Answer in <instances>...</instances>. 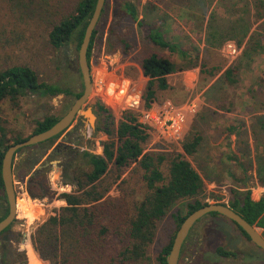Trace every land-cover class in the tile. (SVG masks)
Instances as JSON below:
<instances>
[{"label":"rangeland","instance_id":"rangeland-1","mask_svg":"<svg viewBox=\"0 0 264 264\" xmlns=\"http://www.w3.org/2000/svg\"><path fill=\"white\" fill-rule=\"evenodd\" d=\"M11 1L14 2L17 13H12ZM72 1L0 0V64L5 62L29 64L39 71L45 81L61 82L72 79L73 86L79 90L82 81L78 71L76 45L71 43L61 50H56L48 41L50 21L55 18V11L61 13L63 6ZM140 1L141 19H145L146 29L153 26L161 27L167 39L178 40L191 53L198 52L201 58L207 57L211 65L222 62L225 68L236 67L235 83H227L226 80L220 82L221 76H219L217 80L214 79L218 82L217 87L207 96L202 90L200 67L170 74L168 79L171 88L161 92L156 100L158 102L172 100L177 104H184L190 99H197L198 109L187 119L184 138L192 131H198L203 136L197 153L188 158L205 179L208 200L214 203V197L211 195H215L228 204L232 190L237 192L245 190L242 181L246 177V184L251 189L252 196L255 199L261 197L264 195V185L259 181L258 167L260 161L264 167V54L248 60L249 52L244 53V49L242 51L238 45L239 55L235 58H227L223 48L227 41L233 39H225L221 43L220 40L226 36V33L211 39L208 43L209 47L207 46L208 23L212 21L211 16L214 13L216 17L212 22L224 26L225 29L228 21L237 20L238 16H242L241 13L250 10L247 13L252 15L251 32H260L261 20L255 19L256 16L253 15L255 13L252 8L253 0ZM246 2L250 6L246 7ZM111 11L109 7L110 23ZM120 32L132 45L128 53L124 52L122 43L111 36L109 25L104 29L101 28V32L97 34L89 62L92 79L96 82L101 77L100 80H103L105 86L101 88L102 90H97L93 83L91 95L86 103V106L93 107L96 114L98 111L96 104L98 102L104 104L112 110L117 120L121 119L123 109L128 107L131 100L137 99L143 103L141 97L147 78L143 76L140 68L141 56L156 52L177 62L180 60L178 55L145 38V29L137 23L124 24ZM7 38L10 39V44L4 43ZM259 51L262 52V49ZM112 86L126 89L124 92L126 97L121 102L120 98L116 101L112 97ZM72 101H74L73 96L60 95L50 98L30 94L21 98L16 106L8 102L4 103L1 113L10 126L24 131L28 136L37 120L42 119L47 113L62 114ZM219 104L224 105L225 108L222 109ZM231 120L238 123L244 120L240 127L241 132L235 135L236 137H231V133L229 135L228 125ZM235 122L234 124L238 125ZM107 139L108 136L103 131L97 130V123L94 128L85 132L83 117L82 119L77 117L40 162V164L50 162L49 165H52L48 176L53 189L58 193L72 191L71 185L63 183L60 166L63 158L54 155L55 148L68 146L101 154L103 142ZM158 146L160 145L153 147ZM166 148L169 150L164 151L174 153L178 152L180 146L171 143ZM26 153L24 149L17 154V163H20V159ZM235 155L239 160L246 162V168L240 166L236 159L233 160ZM16 168L14 185L17 215L11 228L0 234V264H36L27 251L28 245L33 246L32 234L40 223L66 202L59 198H31L27 192V182L22 179L23 168L20 166ZM110 195L119 196L118 189L114 187ZM2 202L5 204V198ZM185 202L175 205L159 223L155 241L149 249L150 264H158L159 252L175 234L177 225L174 215L178 212L185 214ZM2 212L3 208L0 206V215ZM261 232L264 236V228H261ZM220 247L232 252L233 255L220 254L218 251ZM38 257L42 264H51L43 260L39 254ZM178 264H264V251L225 216H205L191 230Z\"/></svg>","mask_w":264,"mask_h":264},{"label":"trees","instance_id":"trees-1","mask_svg":"<svg viewBox=\"0 0 264 264\" xmlns=\"http://www.w3.org/2000/svg\"><path fill=\"white\" fill-rule=\"evenodd\" d=\"M11 2L12 13H17L14 2ZM96 3L97 0H73L63 6L61 13L55 11V18L50 21L51 29L48 34V41L54 49L61 50L71 43L76 45L77 50L79 49ZM140 5V0H106L92 36L88 58L90 61L97 34L107 25L111 36L120 41L124 52L128 53L132 45L120 32L123 25L128 22L139 24L145 29V38L178 55L179 62L156 52L141 56L140 68L143 76L147 78L142 96L146 108L151 106L161 92L171 88L168 76L176 72L200 67L201 81L204 85L202 88L210 84L220 73H222L220 82L228 80L227 83H235L236 67L225 68L222 62L211 65L207 57L201 58L198 52L191 53L178 40L167 39L161 27L153 26L146 29L145 19H141ZM248 5L250 6L246 2L245 6ZM109 7L112 10L111 23L108 19ZM147 8L148 6L146 15ZM252 8L255 19L261 20L260 32H251L252 15L247 13L250 10L241 13L242 16H238L237 20L228 21L225 29L224 26L212 22L216 17L214 13L211 16L212 21L208 23V43L211 39L221 36V33H226L220 40L221 43L225 39H233L241 47L248 38L244 53L249 50H264V0H253ZM4 43L10 44V39L7 38ZM67 68L69 70V67ZM79 76L82 81L81 74ZM71 80L48 82L29 64L6 62L0 64V206L3 208L0 220L9 212L8 207L2 202L5 198L2 181V159L5 152L11 145L52 127L74 101L66 106L62 114L47 113L42 119L37 120L28 136L24 131L8 124L1 113L2 105L8 102L16 106L21 98L30 94L50 98L60 95L73 96L75 100L82 94L83 82L81 88L76 90L73 86L74 81ZM218 106L225 108L222 104ZM96 107L99 118L97 130L108 136L103 142V152L99 154L68 146L57 147L53 152L54 155L63 158L60 164L63 183L71 185L72 191L58 193L53 189L48 176L52 165L37 169L62 133L47 141L26 147L27 153L20 159V163H17V154L24 149L19 150L14 157V170L17 166L23 168L22 179L27 182V192L31 198H59L66 202L40 223L32 234L34 247L28 245L27 251L36 264H42L38 254L51 264H150L149 249L155 241L159 223L175 205L186 201L185 214L178 212L174 215L178 230L190 213L213 203L206 196L205 179L188 158L195 155L201 146L203 136L200 132L192 131L184 138L183 152L148 150L152 136L140 123L134 110H125L121 119L117 121L110 108L100 102ZM229 131L236 135L241 132L236 127H231ZM234 159L240 166L246 168L245 161L239 160L236 155L233 156ZM258 175L260 183L264 185V167L261 161ZM246 179L247 177L242 181L245 190L241 192L232 190L228 204L221 201L218 196H211L214 197V202L229 205L250 223L264 228V195L254 199ZM114 187L119 191L117 197L110 195ZM206 216L217 217L220 214L212 212ZM11 226L12 224L1 234L7 232ZM236 226L250 239L239 225ZM175 234L159 252L158 264H167ZM218 251L222 255H233L221 247Z\"/></svg>","mask_w":264,"mask_h":264},{"label":"water","instance_id":"water-1","mask_svg":"<svg viewBox=\"0 0 264 264\" xmlns=\"http://www.w3.org/2000/svg\"><path fill=\"white\" fill-rule=\"evenodd\" d=\"M105 2L106 0H97L95 10L78 49V71L79 74H81L83 82L82 94L74 100L68 111L52 127L43 132L34 133L26 140L11 145L4 154L2 159V181L5 190V203L9 209V212L6 217L0 220V234L11 224H13L17 215V197L14 185V157L16 153L28 146L47 141L65 132L77 119V117L80 119L83 117L85 123V132H87L90 128H94L97 123L98 116L95 110L92 106H86L93 86L88 50L90 48L94 30L104 9ZM49 164L50 162L40 164L37 166V169ZM212 212H217L220 215L225 216L226 218L235 222L249 235L250 240L264 251V236L261 232V227L250 223L246 218H244L229 205L220 202H214L196 209L183 220L175 234L167 264L179 263L183 245L191 233V230L200 219Z\"/></svg>","mask_w":264,"mask_h":264},{"label":"built area","instance_id":"built-area-1","mask_svg":"<svg viewBox=\"0 0 264 264\" xmlns=\"http://www.w3.org/2000/svg\"><path fill=\"white\" fill-rule=\"evenodd\" d=\"M223 53L227 58H235L239 55L240 48L234 40H229L224 45ZM100 79L96 82L92 79L95 89L97 90H102L101 88L105 86L103 80ZM124 92H126L125 88H120L118 86L117 88H114L112 86V97H114L116 101H119L120 98L121 102L122 99L126 97ZM127 98L129 97L127 96ZM141 98L143 100V97ZM142 102L143 103H140L137 99L131 100V103L127 108L123 109V112L131 109L137 113L140 123L153 137L150 149L160 151L169 150V148L166 147L171 143H176L180 146L177 151L183 152L182 142L184 140L186 122L189 115L197 112V99H190L184 104H177L172 100H166L164 102H158L155 100L149 108L145 107L144 100ZM155 145L160 146L153 147Z\"/></svg>","mask_w":264,"mask_h":264},{"label":"crops","instance_id":"crops-1","mask_svg":"<svg viewBox=\"0 0 264 264\" xmlns=\"http://www.w3.org/2000/svg\"><path fill=\"white\" fill-rule=\"evenodd\" d=\"M208 31V30H207ZM205 34H207V32H205ZM206 37V36H205ZM208 38V37H207ZM207 46L209 47V44H208V42H207ZM245 46H246V41H244V43L242 44V46H241V49H242V51H243V49L245 48ZM249 53L248 54H250L248 57H250V58H248V60H251V58L253 59V58H258V56L259 55H262V54H264V50H262V52H260L259 50H256V51H254V50H249L248 51ZM259 52H260V54H259ZM221 74L222 73H220L219 75H218V77H216L215 79L217 80L218 78H219V76H221ZM169 80V79H168ZM216 80L214 81V79L212 80V82L210 83V84H208L206 87H204V88H202V90H204V92H205V95L207 96V94H209L210 92H212V91H214V89L217 87V82H216ZM228 80H226V82H227ZM170 83V82H169ZM248 86H250V85H248ZM246 96V95H245ZM248 106V105H247ZM250 107V106H249ZM229 111H231V110H229ZM234 120H231V121H229V125H228V130L231 128V127H236V128H238V129H240V127H241V124L242 123H244V120H242V122H235V123H237L238 125H235L234 124ZM230 131H229V135H230ZM236 134L235 133H231V137H236L235 136ZM254 198V197H253ZM260 198V197H259ZM259 198H257V199H259ZM255 199V198H254ZM64 202V201H63Z\"/></svg>","mask_w":264,"mask_h":264},{"label":"flooded vegetation","instance_id":"flooded-vegetation-1","mask_svg":"<svg viewBox=\"0 0 264 264\" xmlns=\"http://www.w3.org/2000/svg\"><path fill=\"white\" fill-rule=\"evenodd\" d=\"M5 206H7L6 203H5Z\"/></svg>","mask_w":264,"mask_h":264},{"label":"bare ground","instance_id":"bare-ground-1","mask_svg":"<svg viewBox=\"0 0 264 264\" xmlns=\"http://www.w3.org/2000/svg\"><path fill=\"white\" fill-rule=\"evenodd\" d=\"M26 248H27V245H26Z\"/></svg>","mask_w":264,"mask_h":264}]
</instances>
